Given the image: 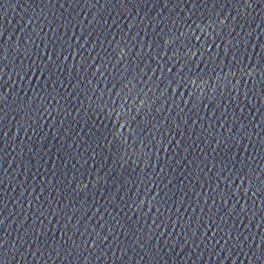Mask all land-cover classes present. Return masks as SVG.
Here are the masks:
<instances>
[{
    "label": "water",
    "instance_id": "water-1",
    "mask_svg": "<svg viewBox=\"0 0 264 264\" xmlns=\"http://www.w3.org/2000/svg\"><path fill=\"white\" fill-rule=\"evenodd\" d=\"M0 264H264V0H0Z\"/></svg>",
    "mask_w": 264,
    "mask_h": 264
}]
</instances>
